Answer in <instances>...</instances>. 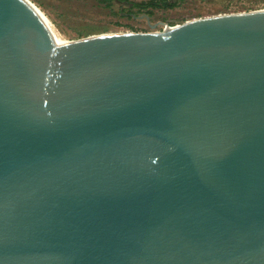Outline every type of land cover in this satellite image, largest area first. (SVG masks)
I'll return each instance as SVG.
<instances>
[{"label": "water", "instance_id": "water-1", "mask_svg": "<svg viewBox=\"0 0 264 264\" xmlns=\"http://www.w3.org/2000/svg\"><path fill=\"white\" fill-rule=\"evenodd\" d=\"M0 264H264V9L70 43L0 0Z\"/></svg>", "mask_w": 264, "mask_h": 264}, {"label": "rangeland", "instance_id": "rangeland-1", "mask_svg": "<svg viewBox=\"0 0 264 264\" xmlns=\"http://www.w3.org/2000/svg\"><path fill=\"white\" fill-rule=\"evenodd\" d=\"M67 40L110 33H147L166 26L226 14L264 9V0H182L151 13L129 8L147 0H29Z\"/></svg>", "mask_w": 264, "mask_h": 264}, {"label": "trees", "instance_id": "trees-1", "mask_svg": "<svg viewBox=\"0 0 264 264\" xmlns=\"http://www.w3.org/2000/svg\"><path fill=\"white\" fill-rule=\"evenodd\" d=\"M180 1L182 0H147L146 2H140L139 4H131L129 8H137L138 11H147V13L150 14V10L153 9H172L176 7Z\"/></svg>", "mask_w": 264, "mask_h": 264}, {"label": "bare ground", "instance_id": "bare-ground-1", "mask_svg": "<svg viewBox=\"0 0 264 264\" xmlns=\"http://www.w3.org/2000/svg\"><path fill=\"white\" fill-rule=\"evenodd\" d=\"M26 3L28 5H30L59 35L60 32L58 31V29L56 28V26L49 20L48 17H46V15L40 10L38 9V7H36L34 4H32L29 0H25ZM260 10V9H259ZM179 25H171V26H166L165 29L163 31H158L156 32L157 34H164V33H168L170 32L172 29L176 28ZM112 34V33H110ZM62 36V35H61ZM95 36V35H94ZM63 37V36H62ZM64 38V37H63ZM66 39V38H64ZM67 40V39H66ZM68 42H72L73 40H67Z\"/></svg>", "mask_w": 264, "mask_h": 264}, {"label": "built area", "instance_id": "built-area-1", "mask_svg": "<svg viewBox=\"0 0 264 264\" xmlns=\"http://www.w3.org/2000/svg\"><path fill=\"white\" fill-rule=\"evenodd\" d=\"M164 29H165V28H164ZM164 29H163V30H164ZM163 30H162V31H163Z\"/></svg>", "mask_w": 264, "mask_h": 264}]
</instances>
